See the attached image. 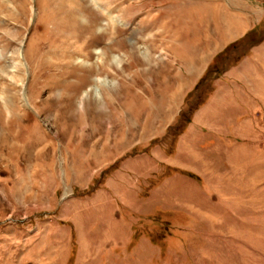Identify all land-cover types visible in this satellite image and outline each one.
Wrapping results in <instances>:
<instances>
[{
  "label": "rangeland",
  "instance_id": "1",
  "mask_svg": "<svg viewBox=\"0 0 264 264\" xmlns=\"http://www.w3.org/2000/svg\"><path fill=\"white\" fill-rule=\"evenodd\" d=\"M257 2L0 0V264H264Z\"/></svg>",
  "mask_w": 264,
  "mask_h": 264
},
{
  "label": "bare ground",
  "instance_id": "2",
  "mask_svg": "<svg viewBox=\"0 0 264 264\" xmlns=\"http://www.w3.org/2000/svg\"><path fill=\"white\" fill-rule=\"evenodd\" d=\"M64 19V20H63ZM61 21H62V23H63V25H61V27L62 28H64L65 29V27H68V26H71V24H72V19H68L67 17H64L63 16V18L61 19ZM61 23V24H62ZM113 24H114V22H112ZM88 26H90L91 27V25H88ZM89 27V28H90ZM70 28V27H69ZM73 28V27H72ZM71 28V29H72ZM89 28H85L86 30H89ZM63 30V29H62ZM72 30H70V32H71ZM73 32V31H72ZM67 33V32H66ZM59 34V33H58ZM57 34V35H58ZM67 35V34H66ZM69 35V34H68ZM62 37H64V36H62ZM67 37V36H66ZM72 37V36H71ZM66 67V66H65ZM54 70V69H53ZM75 77H76V79H78L77 81H78V83H80L81 85H83V84H85V81H86V77L84 76V75H80V76H76V74H75ZM77 83V82H76ZM77 83V84H78ZM75 84V83H74ZM76 86H78V85H76ZM75 86V87H76ZM85 86V85H84ZM71 87H72V85H71ZM70 87V88H71ZM87 87V86H86ZM79 89H80V87H79ZM77 91V90H76ZM75 92V91H74ZM72 96V95H71Z\"/></svg>",
  "mask_w": 264,
  "mask_h": 264
},
{
  "label": "crops",
  "instance_id": "3",
  "mask_svg": "<svg viewBox=\"0 0 264 264\" xmlns=\"http://www.w3.org/2000/svg\"><path fill=\"white\" fill-rule=\"evenodd\" d=\"M256 1V2H255ZM262 1V0H261ZM230 2V1H229ZM232 3H258L257 0H232ZM260 3V1H259ZM262 3V2H261ZM247 5V4H246ZM232 87V86H231Z\"/></svg>",
  "mask_w": 264,
  "mask_h": 264
}]
</instances>
